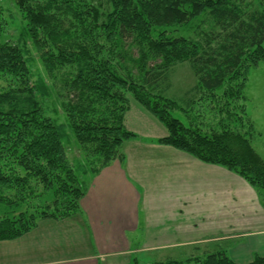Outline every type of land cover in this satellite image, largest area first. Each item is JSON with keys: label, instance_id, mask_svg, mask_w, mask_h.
I'll return each mask as SVG.
<instances>
[{"label": "trees", "instance_id": "16d2710c", "mask_svg": "<svg viewBox=\"0 0 264 264\" xmlns=\"http://www.w3.org/2000/svg\"><path fill=\"white\" fill-rule=\"evenodd\" d=\"M15 4L26 21L23 47L1 39L12 17L0 6V202L17 210L40 187L37 198L51 191L53 199L43 209L0 216V240L21 237L43 218L73 216L86 193L80 170L67 155L65 125L44 107L57 83L83 154L99 159L87 174L95 175L114 159H123V143L137 136L125 125L134 98L166 127L167 134L156 139L158 143L241 175L264 200V157L253 143L257 131L245 117L247 103L239 105L240 112L229 108L234 101L246 100L248 71L264 61V0H15ZM201 16L214 20L218 29L203 30L197 38L168 34V27ZM29 42L51 83L34 74ZM183 61L190 62L198 78L196 90L224 99L229 122L223 129L207 130L196 119L175 117L173 109L192 111L193 99L184 105L183 99L157 90L168 70ZM151 264H264V256L238 262L217 245Z\"/></svg>", "mask_w": 264, "mask_h": 264}, {"label": "crops", "instance_id": "0c3cea01", "mask_svg": "<svg viewBox=\"0 0 264 264\" xmlns=\"http://www.w3.org/2000/svg\"><path fill=\"white\" fill-rule=\"evenodd\" d=\"M125 125L137 136L123 143V159L88 174L80 210L0 240V264H118L138 252L182 258L215 248L219 234L233 240L238 262L264 256V200L253 185L158 143L167 129L141 105L131 104Z\"/></svg>", "mask_w": 264, "mask_h": 264}, {"label": "rangeland", "instance_id": "374dc122", "mask_svg": "<svg viewBox=\"0 0 264 264\" xmlns=\"http://www.w3.org/2000/svg\"><path fill=\"white\" fill-rule=\"evenodd\" d=\"M0 6L7 16L12 17L9 18L10 22L7 25L1 39H10V41L13 42H20L23 47L24 44L21 41V35L26 21L23 20L22 15L19 13L15 0H0ZM213 28H217L214 20H210L208 16H201L189 23L168 27L167 30L169 35L197 38V35H199L201 31ZM160 29L165 30L166 28H159V30ZM156 34L157 31L154 32V35ZM29 47L31 49V53L34 55V60L31 65L34 70V74L36 76H43V78H46L47 82H52L51 79H48L45 68L38 55H36L31 42H29ZM197 84L198 78L190 62L183 61L173 65L168 70L166 77L157 83L156 88L157 90H162L167 96L177 98L180 101L183 99L184 102L181 103L184 105H186V100L193 99L191 106L192 111L185 112L182 109H173L172 113L175 117H178L183 121L196 119V121H198L207 130L223 129L227 122H229L228 119L225 118L227 115L226 112L223 111V108L226 107L224 99L220 98L217 94H208L206 92L196 90L195 87ZM61 91L62 88L60 83H57L54 88L52 87L50 94L47 96L44 107L46 108L48 115H50L58 123L65 125L64 142L68 149V158L71 164L74 165L76 169L78 168V170H80L81 180L85 183L86 178L88 181V178L90 177L87 174L88 170L96 167L99 163V159L96 156L89 157L83 154L80 144L76 140L71 126L69 125L68 115L63 109L62 101L64 98L59 97V92ZM219 93H221V91ZM244 93L246 95V100H240V102L234 101L229 108L232 111L240 112L241 110L239 105L241 103H247V114L245 117L246 119L250 118L251 121H253V125L257 131L253 143L264 157V61H261L257 66H253L249 69ZM131 104H134V106L140 105L134 98L131 99ZM235 105H238V107L233 108ZM230 125L233 126V123H230ZM238 128L242 129L243 127L239 126ZM40 192L42 193V187L38 188L35 192V196L30 195V198L23 203L21 207L18 206L17 210H14L15 206L9 207L6 202H0V216L18 215L23 210L32 212L36 210L37 207L41 209L46 208L48 203H50L53 199V193L51 191H46L41 195V197L37 198ZM224 232L227 233L228 231H223L221 233ZM218 236L221 239L215 242V244L218 245V248L221 247L226 250L229 255V245L232 244L233 240H229L228 237H225L226 235L219 234ZM222 236L224 238H222ZM146 254L147 253L145 252L133 253L131 256L124 258L126 259L125 262L123 260L118 264H151L156 260L155 257L148 256ZM165 258L166 257H162L161 259Z\"/></svg>", "mask_w": 264, "mask_h": 264}]
</instances>
